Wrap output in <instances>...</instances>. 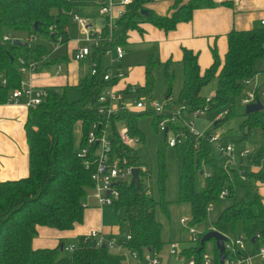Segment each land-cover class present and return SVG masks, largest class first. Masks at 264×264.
Segmentation results:
<instances>
[{"label": "trees", "instance_id": "1", "mask_svg": "<svg viewBox=\"0 0 264 264\" xmlns=\"http://www.w3.org/2000/svg\"><path fill=\"white\" fill-rule=\"evenodd\" d=\"M150 1L133 0L116 23L109 40L108 33L103 31V43L92 47L89 57L96 64L97 74L90 76L88 73L80 78L77 85L82 91L80 100L69 101L67 87L46 88L47 98L35 108H29L25 123L29 149L28 175L0 182V264H124L122 255L112 253L107 247H96L87 236L77 237L74 250L68 256H61L66 247L63 240L54 248L32 247L39 228L68 232L83 222L84 204L93 187L91 176L95 165L91 163L86 168L78 150L87 146L88 132L99 123L108 127L112 151L126 157L129 165L139 169L140 192L129 183L118 185L119 200L113 208L122 212L119 223L122 237L117 242L122 243L126 251L135 252L141 260L145 253L157 254L162 249L161 225L155 219L154 208L157 205L165 208L167 204L163 200L156 202L151 193L146 194L147 186L143 181L150 179V173L141 169L136 152L122 145L118 137V127L124 123L132 136L144 141L138 119L146 115L152 116L156 129L159 122L166 119L169 129L181 130L186 135L173 149L177 159L178 202L189 205V227L206 221L207 208L220 202L222 190L226 189L227 197L232 198L235 189L241 188L243 198L226 207L211 229L237 237L236 226L240 224L241 235L252 246L251 251H241L243 257L255 256L257 248L264 245V200L259 192L264 179V166L260 167L264 148L250 149L246 157L234 161L221 156L219 151L229 144L248 141L255 129L264 132V110L246 115L240 105L244 93L242 81L254 76L255 62L264 59V28L229 32L226 53L219 57L213 50L212 63L205 69H201L196 53L182 50L183 80L174 101L175 108H182L179 116L174 118L169 112L157 114L150 110L140 113L121 110L109 118L97 114L98 96L108 84L103 80L107 49L116 45L129 46L130 32L142 33L141 25L144 23L169 32L177 24L189 22L195 10L215 5L213 0H175L172 14L161 17L146 8ZM84 8H90L94 13L92 15L97 16L96 6L90 0H0V104H7L10 93L20 86V59L37 62L39 71L48 70L66 60L48 59L52 51L43 45L31 46L24 41L22 43L26 45L13 46L9 32L24 30L32 40L41 37L54 45H64L69 41L64 28L71 25L72 10L80 15ZM142 11H146L148 16L141 15ZM35 23L37 29H33ZM4 37L11 40L4 41ZM159 64L153 55L149 56L144 67V82L137 88L138 94H144L148 100L152 98V70ZM168 65L166 62L163 69L168 86L166 99L171 98L174 80ZM213 79L217 80L216 90L206 100L200 96V90ZM128 85L123 83V90ZM62 89H65L63 94ZM224 106H228L226 114L212 124L210 131L204 135L188 132L185 122L193 112L201 109L214 111ZM236 117H242V121L234 131L229 128V123ZM94 131L99 135L100 129L96 127ZM214 133L219 134L217 142L211 141ZM88 147L92 161L96 146L92 144ZM167 147L166 135L162 134L157 150L160 193L164 190L167 176L164 162ZM206 232L197 242L181 250L180 257L185 260L193 258L196 264H202L203 254L209 252L212 264H218V251L213 240L210 241V249H207L206 243L199 251L200 239ZM257 234L259 237L255 238ZM127 235L130 240L125 239Z\"/></svg>", "mask_w": 264, "mask_h": 264}, {"label": "built area", "instance_id": "2", "mask_svg": "<svg viewBox=\"0 0 264 264\" xmlns=\"http://www.w3.org/2000/svg\"><path fill=\"white\" fill-rule=\"evenodd\" d=\"M96 6L97 16L101 20L98 25L93 24L87 17L81 16L79 14H74L71 18V24L76 27L78 37L74 39L75 48L71 52L70 60L76 62H88L89 75L95 76L97 74L96 64L91 62L89 57L91 54L92 47H98L103 43V31L108 33V40L111 37L112 31L116 26V23L122 18L125 9L130 5L133 0H120L119 3H115L113 0H90ZM261 25L264 26V21L261 22ZM51 30V28H50ZM64 31L67 32V28H64ZM4 41L11 40L10 37H4ZM62 46V45H54ZM51 55V54H50ZM125 55V47L116 45L107 51L104 54V61L106 70L104 71L103 80L107 82V86L101 89L100 94L97 99V114L101 117L109 118L117 112L123 110L127 112H146L153 111L157 114L163 113L162 106L156 103H151L150 107L145 106V97L138 94L137 88L134 85H128L126 91L123 88H119V85L124 83L125 75L123 74L120 61ZM50 59V56L48 57ZM55 68V73L58 74L62 71V64H56L52 66ZM19 74L23 76L32 77L34 74L39 73V65L37 62H25L24 60H19ZM244 87V93L240 99V105L243 107L260 101L264 106V82H261L258 76L247 78L242 81ZM48 96V91L46 88H37L33 87L30 83L26 84L23 80L20 83V86L14 89L8 98L7 104H23L26 108H35L40 105ZM179 111L174 115H180L182 108H176ZM206 109H201L193 112L190 115V118H195L198 115L204 113ZM223 115H219L218 119L222 118ZM188 132L193 135H199L193 129L192 124H187ZM100 129L99 135L95 133V129ZM158 131L162 134L166 130V141L169 148H174L177 144L182 142L186 135L181 130L169 129L167 125V120H162L159 122ZM81 126L79 124L78 132H80ZM109 131L107 125L101 123L94 124L92 129L87 134V146L79 149L78 156L83 158V163L87 168L91 163L95 165V170L91 176L93 187L90 190L88 197H91L95 200L96 206L99 209L113 208L119 200V191L118 185L121 183H129L131 181V170L136 168L128 164V159L124 156H118L111 149V144L109 141ZM118 137L122 145L127 148L133 149L136 144H140L141 140L132 136L129 132L128 127L123 123L118 127ZM219 134L214 133L211 135V141L217 142ZM94 144L96 146L93 155V160H90V145ZM247 148L244 151L239 152V157L244 158L247 156ZM221 156L230 158L231 161L236 160L234 155V146L233 144L227 145L225 148L220 150ZM264 166V154L261 158L260 167ZM264 187V179L262 185ZM150 193V192H146ZM228 192L226 189L222 190L219 195V200L226 198ZM87 208L88 206L84 204ZM212 210V206L207 208V212ZM182 224L186 223V220H181ZM188 232L191 235H195V231L192 227L188 228ZM202 233H197L195 238H192L190 242H197ZM224 242L225 248V260L224 264H248L251 257H243L241 251H245L244 244L248 240L244 236L230 237L226 236ZM89 239H92L96 247L105 246L108 250H119L125 252L126 249L122 243H118L112 238H107L101 231H93L88 236ZM257 234L255 238H258ZM126 240H130V236H125ZM177 246L175 244L170 245V254L175 255V249ZM65 251L71 253L74 250V245L64 248ZM128 252V251H126ZM133 259H139L135 252H128ZM156 254L145 253L142 259H145L147 264H159ZM256 257L264 261V245H260L257 248ZM183 264H196L193 258L184 260ZM202 264H212L211 255L209 252H206L202 256Z\"/></svg>", "mask_w": 264, "mask_h": 264}, {"label": "crops", "instance_id": "3", "mask_svg": "<svg viewBox=\"0 0 264 264\" xmlns=\"http://www.w3.org/2000/svg\"><path fill=\"white\" fill-rule=\"evenodd\" d=\"M113 1L115 3L120 2V0ZM174 2L175 0H151L146 4V8L157 16L169 17L173 12ZM213 2L214 7L195 10L189 22L179 23L175 29L169 32H164L148 23L142 24V33L138 31L130 32V45L136 43L153 45L156 59L163 65L168 62V69L175 62L181 65V52L183 49H188L197 54L201 69H205L212 63L213 50L219 57H223L226 53V36L229 32L253 31L264 28L261 25V22L264 21V0H213ZM79 13L81 16L87 17L93 24L101 21L98 16L92 15L93 11L91 12L90 8H84ZM66 28L69 36L72 28L75 31L73 38H69L66 43L67 52L63 56L52 59L50 55L51 60L66 59L60 63L62 64V71L58 74L55 73L58 76L56 78H48L47 74L44 73L47 70L34 74L30 80L33 87H68L70 76H72L73 84L78 85L80 78L88 74L87 61L76 62L70 60L71 52L75 48L74 39L78 37V33L73 24ZM31 41L32 38L28 35V43ZM54 47L53 52L58 51L62 46ZM80 63H85L86 69L82 70L79 67ZM51 68L55 72V68ZM254 69L259 80L264 82V59L257 60ZM142 72L144 78V68ZM135 83L131 77L127 78L125 75L124 84L135 85ZM122 87L123 84L119 85V88ZM28 110L23 104H0V182L17 180L28 175L29 149L25 133ZM259 192L262 195L260 188ZM85 203L88 207L84 210L81 224L75 225L73 230L68 232L39 228L38 234L32 242L33 249L54 248L60 240H63L64 246H66V238H71L72 245H74L77 237L88 236L93 231H101L107 238L119 241L122 237L119 227L112 230L103 225L106 211L99 209L95 200L91 197H88ZM110 251L122 255L124 264H147L145 259H133L126 251ZM178 257L185 260L180 257L179 253Z\"/></svg>", "mask_w": 264, "mask_h": 264}, {"label": "rangeland", "instance_id": "4", "mask_svg": "<svg viewBox=\"0 0 264 264\" xmlns=\"http://www.w3.org/2000/svg\"><path fill=\"white\" fill-rule=\"evenodd\" d=\"M74 14H76V12L72 10L71 15L73 16ZM99 22H96V24L98 25ZM9 33L12 34V39H20V41L22 42H28L29 34L27 31L19 30L11 31ZM74 34L75 31L72 28L70 30L69 38L72 39ZM30 45H43L48 51H52L51 59L58 56H63L67 52L66 44L62 45V47L60 46L61 48L58 51L53 52L55 49L54 44L52 42L46 41L45 39H42L41 37L34 38L30 42ZM150 54H153L154 60H157L155 50L153 49V45L151 44L136 43L129 45L125 48V55L120 61L121 70L127 78L131 77V79L136 82L134 85L136 88L141 87L142 83L144 82L142 69L148 64ZM79 67L82 70L86 69L85 63H80ZM163 69V64H159L155 66V68H153V85L151 90L152 98L151 100L145 99L144 103L145 106L149 108L151 103L154 102L162 106V110L164 113L169 112L175 114L179 111L175 108L174 101L176 100L182 86V67L177 62L170 65L169 71H172L174 74L170 99H166L168 86L165 82ZM44 73L47 74L48 78L58 77L55 75V72L52 68ZM22 80L26 84H29L31 77L23 76ZM69 80L70 81L66 89L67 99L72 102L78 101L82 98V91L76 84H73L74 82L72 81V76H70ZM216 86V79L209 81L200 90V96L202 98H205L206 100L210 99L215 93ZM64 90L65 89L60 90L61 94L64 93ZM142 97L146 98L144 94L142 95ZM227 109L228 106H224L223 108L216 109L214 111H205L204 113L198 115L195 118H189L187 124H192L193 129L196 133L204 135L206 132L210 131L212 124L218 119L219 115L222 116L223 113L227 111ZM241 121L242 117L234 118L229 123V128L233 129L234 131H237ZM138 127L143 134L144 141H142L140 144H136L134 151L138 156L139 162L141 164V169L148 170L150 173V179L143 181V184L147 186L146 192H150L156 202H160V200H163L167 204L165 208L160 205H157L154 208L155 219L161 225L160 239L163 242V247L156 254V258L159 264H183L184 260L178 257V253L185 247H188L189 245L193 244L192 242H190V240L192 238H195L197 233L206 232L208 229H211L218 216L226 207L232 205L235 202L240 201L243 198L244 191L241 188H236L234 197H226L220 200L219 203L212 204V210L207 213L206 221L192 227L196 234L191 235L188 232L189 221L191 218L189 205L178 202L176 152L173 148L169 147H167L164 151L165 171L167 176L164 184V190L162 193H160L158 190L157 183L159 165L157 159V150L159 147V142L162 138V133L155 128V126L153 125V118L150 115L140 117L138 119ZM233 146L236 160H239V152L244 151L247 148H264V132L255 129L252 131L251 137L248 141L234 144ZM260 191L264 200V187H260ZM150 193L146 194L149 195ZM104 210L106 211V215L103 221V225L106 228H110L112 230L118 228L122 217V212H118L114 208H106ZM181 220H186V223L182 224ZM236 233L239 236H243L241 235L242 233L240 224L236 226ZM70 239L66 238V247H69L73 244V241ZM170 243H173L177 246V248L175 249V255L170 254ZM211 246V242L207 243V249H210ZM244 248L247 251L252 250L251 244L247 242L244 244ZM69 254V252L63 250L61 256H68ZM248 264H264V261L256 256H253L251 257Z\"/></svg>", "mask_w": 264, "mask_h": 264}, {"label": "water", "instance_id": "5", "mask_svg": "<svg viewBox=\"0 0 264 264\" xmlns=\"http://www.w3.org/2000/svg\"><path fill=\"white\" fill-rule=\"evenodd\" d=\"M141 15L144 17H147L148 14L146 11H142ZM38 25L35 23L33 25V29H37ZM11 44L13 46H21V45H26V43H22L18 39H12ZM264 110V106L260 101H256L255 103L249 104L244 107V113L246 115L250 114H255L260 111ZM166 135V130L163 133V136L165 137ZM202 174V172H200ZM130 185L135 186L136 189L140 192L141 191V185H140V180H139V169L138 168H132L131 170V181ZM214 241L215 247L218 251V264H224L225 260V248H224V242L226 240V237L220 233L217 230L211 229L208 232H206L200 239V249L201 251L204 247V245L210 241ZM252 242H254V238L252 239ZM103 248L105 247L104 245L102 246Z\"/></svg>", "mask_w": 264, "mask_h": 264}]
</instances>
